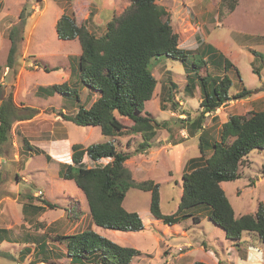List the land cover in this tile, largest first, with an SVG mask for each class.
Returning <instances> with one entry per match:
<instances>
[{"label": "rangeland", "instance_id": "374dc122", "mask_svg": "<svg viewBox=\"0 0 264 264\" xmlns=\"http://www.w3.org/2000/svg\"><path fill=\"white\" fill-rule=\"evenodd\" d=\"M223 1L229 3L228 0H156L169 12L180 47L197 53L203 45H212L214 56L206 61L207 69H197L199 74L208 82L224 73L232 80L230 98L204 115V125L210 123V116L215 112L226 119L229 114L244 115L264 109V0H237L232 11ZM130 3L131 0H0V78L3 77L0 82L8 88L12 86L16 104L31 106L39 112L20 126L15 127L13 123L9 140L0 144V228L7 229L1 235L8 238L0 243V264H69L65 243L52 238L88 228L120 245L139 249L141 253L131 264H190L196 260L207 264H264V247L256 236L245 232L238 240L226 238L222 228L209 218V206L204 203L191 207L190 215L178 226L154 223L149 211L150 192L130 186L122 205L138 212L143 228L134 232L106 229L92 223L85 196L76 184L58 176L59 164L71 162L73 143L86 146L112 140L119 150L130 153L125 166L136 182L152 179L159 183L161 212L170 214L175 212L181 196L183 167L189 158L200 155L195 137L181 143L184 149L178 156L168 147L156 152L161 147L157 140L165 138L158 137L165 134L163 129L151 141V147L137 150L139 135L130 136L127 144V135L105 136L99 126L63 120L59 111L65 113L63 106L70 113L72 105L67 101L61 104L63 96L59 93L48 99L37 93L39 86L67 80L69 57L80 53L78 39L56 36L55 21L64 8L74 13L78 24L100 35L107 22L120 15ZM21 11L22 29L16 31L18 50L13 73L6 67L9 30L19 24ZM197 55L189 57L187 64L167 55H155L150 60L156 85L145 110L158 121L166 120L175 130L174 134L182 130L178 120L185 121L186 116L191 120L202 110L198 88L192 96L184 89L187 73L191 72L190 60L198 59ZM258 55L262 58L255 59ZM35 58L40 62L39 68ZM224 58L233 64L227 70L223 66ZM44 64L49 71L44 70ZM73 81L72 76L69 82L78 88L81 103L85 99V104V97L90 93L88 87ZM244 86L251 92L234 98ZM89 96L93 100L96 97ZM49 100L55 109L48 105ZM53 111L58 115L56 118ZM214 123L210 135L207 133L209 138L218 136ZM46 124H52L53 130L41 131ZM32 146L44 148L47 153L56 152L60 157L56 155L55 161L46 162L44 154L35 153ZM84 162L93 165L87 157ZM104 162L107 159L101 160ZM238 170L239 177L223 182L221 187L236 215L254 213L259 202L264 207V149L250 151ZM43 200L55 207L46 205L40 210L26 207L27 214L23 212L26 203L42 206ZM193 215H198L199 220Z\"/></svg>", "mask_w": 264, "mask_h": 264}, {"label": "trees", "instance_id": "16d2710c", "mask_svg": "<svg viewBox=\"0 0 264 264\" xmlns=\"http://www.w3.org/2000/svg\"><path fill=\"white\" fill-rule=\"evenodd\" d=\"M228 1L223 2L232 11L237 0ZM18 18L19 24L9 30L10 47L6 55V67L11 68L13 73L18 50L16 31L21 28L22 11ZM54 27L59 39H78L80 53L69 57L70 72L67 80L39 86L37 93L45 96L59 93L63 96L61 104L67 101L69 106L72 105L70 113L63 106L65 113L59 111L63 120L82 126H99L105 136L127 135V144L130 136L139 135L141 141L137 150L145 151L149 148L160 129L169 131L166 120L158 121L145 110V103L152 97L156 85L149 66L153 56L167 55L187 64L189 57L198 54V59L190 60L191 65H187L191 72L187 73L184 89L192 96L198 88L202 110L191 120H188V116L185 121L178 120L181 122L178 127H190L194 133L197 128H202L205 113L214 111L220 103L230 98L232 80L227 73L220 77L214 76L208 82L197 70L207 69L206 61L214 56L212 45H203L197 49V53L180 47L178 35L170 23L169 12L156 0H131L120 15L107 22L105 31L100 35L89 31L84 24H78L74 13L66 8L57 18ZM254 57L261 59L262 55ZM35 64L37 67L40 65L36 58ZM232 65L229 59L224 58L225 70ZM43 68L49 71L47 65L44 64ZM252 71L258 73L254 68ZM236 72L239 75L237 69ZM72 76L73 82L88 87L89 95L96 96L94 100L87 95L86 103L85 99L81 103L78 88L69 82ZM5 85L0 82V144L9 140L15 121L30 119L39 113L38 109L31 106L17 105L12 86L8 88ZM249 92L251 90L244 86L234 94V98L245 97ZM160 107L165 108L162 103ZM183 121L187 124L184 125ZM203 132L199 136L200 155L186 163L185 169L188 170L181 175L182 193L175 212L170 214L161 212L159 183L152 179L136 182L125 166L130 153L119 150L112 140L86 146L73 143L70 148L71 162L59 164L58 176L72 180L83 192L88 214L97 226L125 232L143 228L138 212L127 210L122 205L126 191L134 186L150 192L149 211L164 224L180 222L190 215L191 207L204 203L209 206V218L222 228L226 238L238 240L248 232L255 235L257 242L264 247L262 202L258 203L254 213L236 215L221 187L222 181H232L239 177V165L250 151L264 149V109L244 115L229 114L221 124L216 140H205ZM31 148L35 153L44 154L46 161L50 160V155L42 148ZM206 150L209 151L207 156ZM84 157L93 165H86ZM103 159H107V162L101 163ZM42 202V206L34 207L30 202L26 203L23 212L27 214L26 207L34 210H40L46 205L55 207L53 203L45 200ZM193 218L199 220L198 215H193ZM6 231V228H0V243L8 239L1 235ZM52 239L65 243L69 264H131L134 257L141 253L139 249L120 245L90 228L70 234H57ZM190 264L207 263L196 260Z\"/></svg>", "mask_w": 264, "mask_h": 264}, {"label": "crops", "instance_id": "0c3cea01", "mask_svg": "<svg viewBox=\"0 0 264 264\" xmlns=\"http://www.w3.org/2000/svg\"><path fill=\"white\" fill-rule=\"evenodd\" d=\"M56 22V21H55ZM37 68H39V67H37ZM69 68V67H68ZM69 72L70 71H68V75H69ZM68 75H67V77H68ZM264 78V77H263ZM0 81H3V77H1L0 78ZM45 86V85H44ZM54 96V95H53ZM53 96H47L46 97V99H48L49 97H53ZM59 98H60V96H59ZM14 101H15V99H14ZM53 102H51L50 100L48 101V105L49 106H51V107H53L54 109H55V107L54 106H52V105H50V104H52ZM18 105V104H17ZM60 107V106H59ZM54 112H56V111H53L52 113L53 114H55L56 116H55V118L59 115H57V113H54ZM206 114V113H205ZM208 114V113H207ZM178 116H181L180 114L178 115ZM228 116V115H227ZM34 117H32V118H30V119H26V120H20V121H15L14 122V126L16 127V126H20V125H22L23 123H25V122H29L28 120H32ZM53 118H54V115H53ZM210 118H211V121L212 120H215V123H214V125L216 126V132H217V134H218V132H219V128H220V126H221V124L227 119H222L221 118V116L218 114V112H215L214 114H212L211 116H210ZM219 119V120H218ZM55 121V120H54ZM209 121V120H208ZM211 121H210V123H208L207 125L205 124H203V122H202V128L200 129V128H197L196 130L197 131H195L194 133H192L191 132V128L189 127L188 129H186V127H184V128H182V130H180L179 132H178V134H174V132H175V130H173L172 129V127H171V125H168V127H169V131H167V129H163V133H165L164 135H161V136H158V137H165L164 139H162V141H160V140H157V144H159V142H161V147H157V150H156V152L158 151V150H161V149H163V150H165V148L166 147H168L169 149H171L172 150V152H175V154H177V156H178V153L179 152H183V146H182V142H185V141H187L189 138H192V137H195V138H198V141H199V136H200V133H201V131L202 130H204V132H203V134L202 135H205V140L207 139V140H211L212 138L213 139H218V136H213V137H211V138H209V136L207 135V133H209V135H210V131H211V126H212V124L213 123H211ZM217 121H219V124L217 123ZM189 123V122H188ZM176 124V123H175ZM187 124V123H186ZM213 125V126H214ZM176 126H177V124H176ZM52 128H54V126L52 125V124H46V126L44 125L43 126V128H42V130L41 131H44V132H48V131H52L53 129ZM171 128V129H170ZM204 128V129H203ZM160 131V130H159ZM213 131V130H212ZM176 133V132H175ZM215 133V132H214ZM174 134V135H173ZM209 138V139H208ZM54 140H56V141H58V139H54ZM55 142V141H54ZM199 144V143H198ZM152 146H155V145H152ZM163 146V147H162ZM151 147V146H150ZM44 149V148H43ZM168 149V150H169ZM199 149V148H198ZM45 151H47V150H45ZM209 152V151H208ZM48 154L50 155V160L49 161H46V162H52V161H55V159H57V157H56V155L58 156V157H60V155H58L56 152H48ZM209 154V153H208ZM207 154V155H208ZM206 155V156H207ZM190 159V158H189ZM188 159V160H189ZM46 160V159H45ZM128 160V159H127ZM126 160V161H127ZM126 161H125V163H126ZM178 162H179V164H181V162H182V160H181V162H180V158L178 157ZM186 165V164H185ZM184 170H185V166L183 167V169H182V173L184 172ZM169 174H171V172L169 173ZM182 175V174H181ZM223 182H226V181H222L221 182V186L223 185ZM223 187V186H222ZM181 193H182V190H181ZM151 214V213H150ZM152 215V214H151ZM152 217H153V222L154 223H163L162 222V220L161 219H159V218H156V217H154L153 215H152ZM164 224V223H163ZM180 223L178 222V223H175V224H172V225H179ZM165 225H168V224H165ZM168 226H171V225H168Z\"/></svg>", "mask_w": 264, "mask_h": 264}, {"label": "clouds", "instance_id": "9594fccd", "mask_svg": "<svg viewBox=\"0 0 264 264\" xmlns=\"http://www.w3.org/2000/svg\"><path fill=\"white\" fill-rule=\"evenodd\" d=\"M88 208V207H87Z\"/></svg>", "mask_w": 264, "mask_h": 264}]
</instances>
